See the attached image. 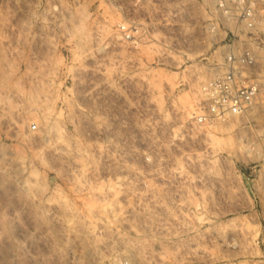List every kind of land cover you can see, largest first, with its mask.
I'll list each match as a JSON object with an SVG mask.
<instances>
[{"label": "rangeland", "instance_id": "1", "mask_svg": "<svg viewBox=\"0 0 264 264\" xmlns=\"http://www.w3.org/2000/svg\"><path fill=\"white\" fill-rule=\"evenodd\" d=\"M206 20L194 0H0V264H264V70L246 112L194 120L223 52Z\"/></svg>", "mask_w": 264, "mask_h": 264}, {"label": "built area", "instance_id": "2", "mask_svg": "<svg viewBox=\"0 0 264 264\" xmlns=\"http://www.w3.org/2000/svg\"><path fill=\"white\" fill-rule=\"evenodd\" d=\"M116 1V0H112ZM207 13L205 30L220 37L222 55L218 68L200 84L201 96L192 116L199 123L246 112L256 101L264 70V0H194ZM122 19L115 33L134 45L149 34L147 24L131 18L119 4L113 5ZM36 128L37 124H31Z\"/></svg>", "mask_w": 264, "mask_h": 264}]
</instances>
